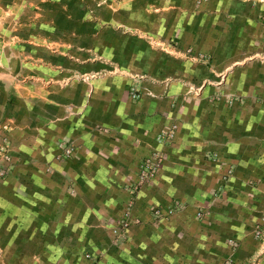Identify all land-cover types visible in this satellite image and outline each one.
Returning a JSON list of instances; mask_svg holds the SVG:
<instances>
[{
  "label": "crops",
  "instance_id": "crops-1",
  "mask_svg": "<svg viewBox=\"0 0 264 264\" xmlns=\"http://www.w3.org/2000/svg\"><path fill=\"white\" fill-rule=\"evenodd\" d=\"M1 126L0 264H264L263 3L0 0Z\"/></svg>",
  "mask_w": 264,
  "mask_h": 264
},
{
  "label": "built area",
  "instance_id": "built-area-1",
  "mask_svg": "<svg viewBox=\"0 0 264 264\" xmlns=\"http://www.w3.org/2000/svg\"><path fill=\"white\" fill-rule=\"evenodd\" d=\"M257 3H261L262 0H255ZM186 54H190V49L185 51ZM195 60H198L197 57H192ZM131 98L137 99L138 94L136 91H133L131 94ZM0 130L6 131L7 128L5 126H1ZM175 135V127H170L169 131L164 135V141L170 142L173 140ZM59 150L61 151V154L65 157L70 156L73 148L69 143H59L58 146ZM163 157L161 153H150L142 162L138 165V171H137V178L134 183L130 185L131 190H135L136 188L146 185L148 183H151L157 169L160 167L162 163ZM11 170V158L9 154V147H8V140L7 137L0 134V181L6 179L9 172ZM127 217L124 216L122 220L119 221V227L115 229V233L113 237L116 238H122L124 236L125 228L128 224ZM85 259H90L91 254H84L83 256Z\"/></svg>",
  "mask_w": 264,
  "mask_h": 264
},
{
  "label": "rangeland",
  "instance_id": "rangeland-1",
  "mask_svg": "<svg viewBox=\"0 0 264 264\" xmlns=\"http://www.w3.org/2000/svg\"><path fill=\"white\" fill-rule=\"evenodd\" d=\"M253 4H255V3H257L255 0H250ZM261 3H263L264 4V0H262V2ZM92 258V257H91ZM90 258V259H91Z\"/></svg>",
  "mask_w": 264,
  "mask_h": 264
}]
</instances>
